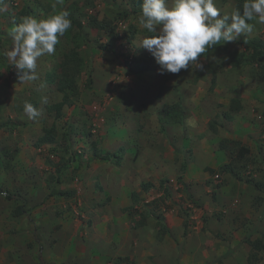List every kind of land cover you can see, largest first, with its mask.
Listing matches in <instances>:
<instances>
[{
    "label": "rangeland",
    "instance_id": "1",
    "mask_svg": "<svg viewBox=\"0 0 264 264\" xmlns=\"http://www.w3.org/2000/svg\"><path fill=\"white\" fill-rule=\"evenodd\" d=\"M55 2L4 0L0 12V264H91L89 241L110 214L123 217V242L149 225L152 253L103 261L98 245L95 264H249V242H264V56L256 63L245 42L264 45V24L198 57L203 71L161 74L139 46L155 35L139 23L143 0ZM215 2L224 14L244 0ZM60 10L72 27L37 61L39 78L22 83L4 55L7 33L21 17ZM72 51L84 70L65 98L56 84ZM52 128L55 141L39 144ZM251 264H264V251Z\"/></svg>",
    "mask_w": 264,
    "mask_h": 264
},
{
    "label": "clouds",
    "instance_id": "2",
    "mask_svg": "<svg viewBox=\"0 0 264 264\" xmlns=\"http://www.w3.org/2000/svg\"><path fill=\"white\" fill-rule=\"evenodd\" d=\"M64 0H56L63 5ZM6 11L4 0H0V12ZM257 20L264 24V0H244L242 8L230 13H221L215 0H143L139 23L149 33L140 40V47L148 50L159 65L161 74H178L195 65L203 71L204 65L198 57L213 46L233 42L241 35H250ZM72 27L70 13L60 10L47 17L24 16L7 35L11 47L4 55L17 70L19 81L37 80V61L45 55H53L56 45L65 32ZM47 103V98H42ZM23 110L29 119H35L40 111L25 101ZM188 124L196 127L195 119ZM6 193H0L4 196Z\"/></svg>",
    "mask_w": 264,
    "mask_h": 264
},
{
    "label": "crops",
    "instance_id": "3",
    "mask_svg": "<svg viewBox=\"0 0 264 264\" xmlns=\"http://www.w3.org/2000/svg\"><path fill=\"white\" fill-rule=\"evenodd\" d=\"M263 103H261L259 105V107L262 108V110L264 111V107L262 106ZM252 151V146L250 145L249 148ZM123 219L122 215L120 214H115V215H105L104 218H102L103 222H104V228L103 231L100 233H96L94 234V237L91 238V240L89 241L90 245H89V250H88V255L86 257H89V261L91 262V264H95L96 261L98 260V256L99 255H95V252L93 253L91 251V247L96 250V246L98 245H102V250L104 251L103 256H99L102 257L103 261H107L111 256H119L122 255L124 252L129 253L132 258L135 255H138L139 252H142L143 256H149L152 252V248H151V244L154 242V236L153 234L148 235L147 231H151V227L148 225H144V232L140 233V236L138 237H131L130 239H128V241H124L123 242V238L124 236L121 234V223L120 221ZM175 222V221H174ZM109 223L112 224L113 226V231L110 230L109 228ZM177 224V222H175ZM175 223L172 224V226L175 229ZM146 226V227H145ZM63 231V229H62ZM109 233H112V235H109ZM158 234V233H157ZM135 243V246L132 247V243ZM111 244H114V247L112 248H108L107 247ZM124 246H127V248H124ZM106 247V248H105ZM231 247V248H230ZM224 246V250L222 249L223 253L229 252L231 251L234 246ZM202 247H199L198 253H201L203 251H208V248H205L204 250H201ZM164 246L162 247L161 251H164ZM168 249V248H167ZM212 250V248H211ZM221 251V249H220ZM233 251V250H232ZM231 251V252H232ZM72 251H68V253H71ZM164 253H166V251H164ZM216 253L219 254L218 250L216 249ZM161 254V253H159ZM69 256V255H68ZM81 257V256H80ZM78 257V258H80ZM159 260H162V258L160 257Z\"/></svg>",
    "mask_w": 264,
    "mask_h": 264
},
{
    "label": "trees",
    "instance_id": "4",
    "mask_svg": "<svg viewBox=\"0 0 264 264\" xmlns=\"http://www.w3.org/2000/svg\"><path fill=\"white\" fill-rule=\"evenodd\" d=\"M101 22L100 24L97 21H94V24L98 25L99 28H105ZM245 46L247 49H252L253 53L251 57L257 63L259 59L264 56V45L261 42H256L254 40L246 41ZM61 73L57 80V91L63 95L65 98H68L70 94H75L78 89V78L82 74L84 67L83 61L78 56V53L75 51L70 52L69 54L64 55L63 61L60 64ZM64 103L56 104L53 106L57 110V117L60 116V111L64 106ZM239 111L238 108H235V112ZM39 144H47L53 143L55 141V134L54 129H50L45 131L44 136L39 138ZM240 157H244L245 155L249 154V150L247 148L241 147L239 150ZM112 158V156H101L99 157L102 161H108ZM19 213H23L21 208H19ZM249 246L253 251L252 258L250 256L249 260L253 262V258H257L258 252L264 251V242L261 239H257L255 241L249 242Z\"/></svg>",
    "mask_w": 264,
    "mask_h": 264
}]
</instances>
